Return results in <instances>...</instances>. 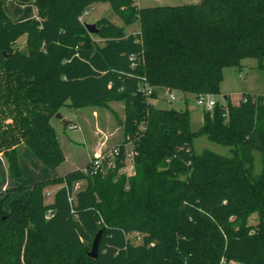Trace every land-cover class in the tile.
Masks as SVG:
<instances>
[{
  "label": "trees",
  "instance_id": "trees-1",
  "mask_svg": "<svg viewBox=\"0 0 264 264\" xmlns=\"http://www.w3.org/2000/svg\"><path fill=\"white\" fill-rule=\"evenodd\" d=\"M4 1L0 153L11 177L22 174L20 144L48 169L65 160L50 122L65 103L122 101L125 139L112 167L94 169L92 159L19 187L29 194L8 210L7 193L0 195V264H264V95L246 92L235 104L225 95L226 104L202 111L196 130L187 107L151 102L158 87L217 95L223 68L249 56L264 66V0L149 7L135 0H33L36 16L25 20H12ZM107 1L123 24L138 22L139 31L101 17L89 33L80 16ZM22 35L24 48L15 45ZM144 80L155 88L149 97L139 90ZM201 135L230 146V156L207 148L196 153L193 142ZM127 143L135 168L128 175L119 169ZM53 183L60 187L47 201ZM98 229V253L91 257ZM133 232L142 234L139 243L131 241Z\"/></svg>",
  "mask_w": 264,
  "mask_h": 264
},
{
  "label": "rangeland",
  "instance_id": "rangeland-1",
  "mask_svg": "<svg viewBox=\"0 0 264 264\" xmlns=\"http://www.w3.org/2000/svg\"><path fill=\"white\" fill-rule=\"evenodd\" d=\"M199 1L200 0H135V3L139 7H149L154 5L169 4L181 5L185 3H197ZM6 5L7 13L10 16L14 15V17H16L17 15L10 11L12 9L9 8L10 6L8 2ZM25 7L26 8H24L23 5L17 4L15 9L17 13H24L23 11H25V14L34 10L29 18L36 16V10L33 3L30 2ZM86 10L87 13L84 14L82 18L84 23H92L98 18L108 17L115 24L124 26L127 32L139 31L140 27L138 22L124 25L120 18L113 13L108 1L92 3ZM93 36L98 42H101L95 34H93ZM25 41L26 36L22 35L15 41V45L24 48ZM222 72L223 76L219 84L220 93L215 95L217 101L226 104L227 100L224 96L227 95L228 100L235 104L241 99L242 94L246 92H256L264 95V66H259L255 57L249 56L247 58H243L240 61V66H227L223 68ZM174 92L177 96L176 100H172L171 102L166 99L161 100L160 97H164V92L161 89L158 91L159 97L157 99H151V102L156 106L159 105L166 108L175 107L183 109L187 107L190 111L191 127L193 130L198 129L203 120V108L196 104V98L193 94L189 93L186 100L184 99L185 95L183 93L176 90ZM124 107L123 102L120 100H110L100 105H87L79 107H72L68 103H65L58 107L55 113L60 112L62 118H66V126H63L61 120L55 117V114L51 116L50 122L56 130L57 138L59 139L65 160L55 170H51L49 168L50 171H48L49 169L43 166L37 159L30 156L32 162L30 158L27 160L25 159L23 164L24 166L22 168L23 174L17 182H23L28 185L36 179L49 175V173H53L58 176L64 175L70 170L80 168L92 159L98 158L101 160L104 155L111 154V149L120 144V142L117 143V141H123L125 139L123 136L122 126V120L124 119ZM116 130L118 132H116ZM97 136H100L102 141L105 143L96 155H94L92 154L93 146L97 141ZM127 147H130L129 143H127ZM205 148L213 150L219 154L228 156L231 154L230 146L228 145L213 142L209 140L206 135L196 137L193 142L194 151L196 153H201ZM259 158V153L255 152V172H258L261 168ZM131 163L132 161L127 160L124 165L119 167L120 173H125L126 175L133 173L135 168L133 163V167H129ZM4 178V175L2 176L0 173V182H2ZM59 187V183H53L47 186L45 200H50L53 197L55 190ZM248 220L250 223H254L256 221V214L254 213L253 215H250ZM141 237L142 234L138 232L130 234V239L133 243H139L141 241ZM229 264L236 263L234 261H230Z\"/></svg>",
  "mask_w": 264,
  "mask_h": 264
},
{
  "label": "crops",
  "instance_id": "crops-1",
  "mask_svg": "<svg viewBox=\"0 0 264 264\" xmlns=\"http://www.w3.org/2000/svg\"><path fill=\"white\" fill-rule=\"evenodd\" d=\"M8 2L9 4V8L12 9L10 11H12L13 13H15L17 16L14 17V15L10 16L7 11H6V8H7V5L6 3ZM33 3V0H30L29 2H21V1H18V0H7V1H4V4H3V8H4V11L5 13L10 16V18L12 20H25V19H28L31 14L34 12V10L30 11L28 14H25L26 12L23 11L24 13H17L16 9H15V6L17 4H20V5H23L24 8H26L25 6L29 3ZM26 15V16H25ZM125 25V24H124ZM124 27V26H122ZM132 32V31H131ZM158 91L162 89V87H158L157 88ZM163 90V89H162ZM158 91H157V97L155 99H157L159 97L158 95ZM189 94V93H188ZM188 94H186L184 97V99L187 100V97H188ZM161 100H165V97H160ZM203 122V120H202ZM118 130V128H117ZM116 130V132H118ZM98 133V132H97ZM122 138V137H121ZM120 138V139H121ZM122 140V139H121ZM119 142H122V141H117V143ZM105 142L102 141V139L100 138V136H97V141L96 143H94V146H93V153L94 155H96V153L102 148V146L104 145ZM18 156H19V165H20V170L23 174V164L25 162V159L27 160L28 158L31 159L30 156L34 157V159H37L39 162L40 160L34 156L30 150L28 149V147L24 144H20L18 146ZM29 154V155H28ZM31 162H32V159H31ZM41 163V162H40ZM42 164V163H41ZM43 165V164H42ZM44 166V165H43ZM46 167V166H45ZM47 168V167H46ZM48 169V168H47ZM50 171V169L48 170ZM0 173L1 175L3 176L4 175V179L2 182H0V194L2 195L3 193H7V197L6 199L4 200V202H2V206H3V209L5 210H8L9 206H10V202L14 199H23L25 200L29 194V190L28 189H24V188H19V187H23V186H27L26 184H24L23 182H17L19 180V178L21 176H18L17 178H13L11 177L10 173L8 172V163H7V159L6 157L4 156L3 153H0ZM21 174V175H22ZM54 176L53 173H49V175L45 176V177H41L40 179H46V178H50ZM40 179H36V180H40ZM34 180V181H36ZM32 181V183L34 182ZM31 184V182H30ZM29 185V184H28ZM7 190H9L7 192ZM47 201H50V200H47Z\"/></svg>",
  "mask_w": 264,
  "mask_h": 264
},
{
  "label": "built area",
  "instance_id": "built-area-1",
  "mask_svg": "<svg viewBox=\"0 0 264 264\" xmlns=\"http://www.w3.org/2000/svg\"><path fill=\"white\" fill-rule=\"evenodd\" d=\"M86 13H87V10H84L82 15L80 16L81 21H82L84 14H86ZM162 89H163L164 97L166 100L171 102L172 100L177 99V96L174 92L175 91L174 89L171 90V89H168L165 87H162ZM139 90H142L144 92V94L149 97L152 94V92L155 90V88L152 87L151 85H149L148 82L144 80L140 83ZM195 98H196V104H198L201 108H203V110L204 109H206V110L212 109L214 107V105L216 104L215 102L217 101L215 98V95L212 93H203V94H200L198 96H195ZM118 152H119V148L117 145L111 149V152H110L111 154L104 155L101 160H99L98 158L94 159L93 160L94 169H96L97 167L102 169L105 167L114 166L115 165V158L119 154ZM125 153H126V157L124 160V164L126 163L127 160L132 161V163H133L134 153H133L131 147L126 146V152ZM132 163L129 165V167H133ZM83 182H84L83 180L74 182L73 191L80 189Z\"/></svg>",
  "mask_w": 264,
  "mask_h": 264
},
{
  "label": "water",
  "instance_id": "water-1",
  "mask_svg": "<svg viewBox=\"0 0 264 264\" xmlns=\"http://www.w3.org/2000/svg\"><path fill=\"white\" fill-rule=\"evenodd\" d=\"M84 26L85 28L88 30L89 33H92V32H95L97 31V27L95 25L94 22L92 23H88V22H85L84 23ZM55 117L59 118L61 120V123L63 124V126H66V118H62V115L60 112H57L55 114ZM100 234H101V229H98L93 241H92V244H91V249L89 250L88 254L91 256V257H96L97 256V253H98V242H99V238H100Z\"/></svg>",
  "mask_w": 264,
  "mask_h": 264
}]
</instances>
